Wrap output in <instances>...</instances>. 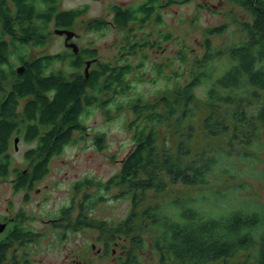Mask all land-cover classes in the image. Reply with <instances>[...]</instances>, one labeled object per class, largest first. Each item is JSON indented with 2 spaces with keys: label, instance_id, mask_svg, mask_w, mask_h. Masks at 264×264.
Masks as SVG:
<instances>
[{
  "label": "trees",
  "instance_id": "1",
  "mask_svg": "<svg viewBox=\"0 0 264 264\" xmlns=\"http://www.w3.org/2000/svg\"><path fill=\"white\" fill-rule=\"evenodd\" d=\"M187 1L114 4L112 23L127 33L116 60H97L87 76L81 59L96 57L95 49L78 54L69 64L71 73L54 67L66 54L30 58L28 52L29 45L48 44L52 21L68 29L85 9H61L58 0H1L0 170L12 162V138L19 137L34 143L24 157L38 162L35 172L42 174L74 133L85 135L83 116L90 106L111 114L109 106L115 104L118 112H132L127 128L133 146L117 173L97 182L101 190L85 193V202L90 210L113 187L129 197L131 210L111 227L86 216L87 226L128 241L118 264H144L149 248L156 255L150 264H264V204L224 207L221 202L233 187L219 201L223 192L214 186L219 170L234 173L237 159L258 157L263 147L264 0H228L231 9L224 12L198 4L231 18L203 28L201 53L190 56L182 48L173 57L153 60L149 51L172 39L170 31L158 28L165 24L164 9ZM89 26L103 31L110 25L97 19ZM227 33L230 40L216 41ZM14 55L26 65L22 74ZM147 81L164 82L152 98L138 89ZM95 141L104 147L105 134ZM231 176L228 181L236 177ZM84 184L89 189L96 181L83 180L77 190ZM173 188L181 191L169 194Z\"/></svg>",
  "mask_w": 264,
  "mask_h": 264
},
{
  "label": "rangeland",
  "instance_id": "2",
  "mask_svg": "<svg viewBox=\"0 0 264 264\" xmlns=\"http://www.w3.org/2000/svg\"><path fill=\"white\" fill-rule=\"evenodd\" d=\"M140 1L142 0H60L58 5L61 9H85L75 24L74 30L78 36L74 41L84 50H97L96 57L98 61L112 62L116 60L120 49V41L124 34L127 33L126 28L121 29L112 23L114 14L112 7L114 4L127 5ZM200 3L206 8L211 7L215 11L224 12L231 9V3L228 0H190L166 7L163 11L165 24L158 26V28L170 31L172 39L169 42L163 43V49L149 51L150 58L157 61L165 60V57H173L182 48L189 50L190 56L201 53L203 49V28L230 20L229 14L226 17L222 13H214L206 8L200 9L197 7ZM198 12L199 15H197ZM237 13L245 19H250L249 14L247 15L240 10H237ZM97 19L109 22V28L103 31L91 28L89 24ZM48 33L49 41L47 45L28 46L30 58L33 54L35 56L42 55L43 53L66 54V45L73 48L72 44L75 43L70 41L75 35L70 39H67L65 35L61 36V34L56 32V26L53 23H50L48 26ZM228 33L220 36L216 41L230 40L227 37ZM138 34L142 36V31L138 32ZM86 58V56L83 58L82 73H84V69H87L88 66L87 64L85 65ZM12 61L15 65L21 63L16 55L12 57ZM177 65L179 64L176 61L174 66ZM54 67L62 68L69 73L74 71L68 61L57 60L54 62ZM163 84V81L155 83L147 81L140 83L138 89L140 92H144L147 98H152L154 93ZM115 107V104H110L111 114L105 112L98 105L88 108L83 116L84 125L87 128V130L85 129V135L81 134V132L74 133V140L65 147L64 151L52 157L49 161L50 171L37 183L36 189L32 192L33 199L39 201L43 197H46V205L53 206L56 214L61 206L70 204L72 198H76L78 204L80 199L82 200L83 197L85 199V193L93 194L95 191L101 190L98 188L97 182H105L117 173L121 166V160L133 146L132 132L127 128V122L133 115L128 109L121 113L116 111ZM202 110L205 109L202 107ZM99 133L105 134V146L102 148L95 141ZM260 133L263 136V147L257 153L258 157L252 156L251 159H237L241 162H237L238 165L232 174H228L223 169L215 174L214 186H220L223 192L221 193V197H219V201L225 198L226 188L233 187L227 193L229 195L228 198L221 202L224 207L228 205L227 202L234 207L238 205L247 206L254 202L264 204V129ZM12 139V147L10 148L11 163L27 166L30 163L25 159L24 155L28 149L34 146V143H28L23 138H20L18 148L16 149L15 137ZM231 175L236 177L228 181L227 178H233ZM13 177V174H10L6 177V180L0 178V193L5 189L7 197L17 195L18 198L24 192L12 193L10 180ZM88 178L96 181V184L92 188L88 189L85 184L82 185L80 190L74 187V185ZM175 191H181V189L173 188L169 194H173ZM104 193V200L98 202L97 205H93L90 210H87V208L86 210L90 218L98 222H105L108 227H111L110 224L118 223L128 214L131 210V202L129 197L120 196L118 188H110L104 191ZM115 196L118 198H115ZM151 196L154 197V195ZM75 211H77V208ZM82 233H70L67 240L61 243L55 241L54 238L52 241L54 242V246H50L51 248H48L44 243L40 244L33 254V260L36 261L35 264H61L67 253L75 254L80 250L83 251L84 246L88 250V254H86L87 264L91 262V264H118V256V259H113L112 256L106 259H90V257H95L93 255L96 254V250L92 251V244L95 243L99 247L98 239L110 235L107 231H102L98 227L87 226ZM47 241L48 239L46 243ZM120 241V247L116 250L118 254H124L122 245H128V241L125 238H122ZM154 256L156 257L149 248L145 251L143 263L150 264L151 258H154Z\"/></svg>",
  "mask_w": 264,
  "mask_h": 264
},
{
  "label": "flooded vegetation",
  "instance_id": "3",
  "mask_svg": "<svg viewBox=\"0 0 264 264\" xmlns=\"http://www.w3.org/2000/svg\"><path fill=\"white\" fill-rule=\"evenodd\" d=\"M58 1L60 2V0ZM81 16L82 14L79 17ZM51 23L56 24L55 21ZM76 23L77 20L66 30L76 32L74 30ZM56 29L60 28L56 27ZM64 35L65 37L67 36L65 33L61 34V36ZM77 36L78 34L75 33L70 42L78 46L77 42L74 41ZM66 46V61L69 64L77 59L76 56L78 54L84 51L80 46H78V51L68 47V45ZM71 53L75 54V57L71 56ZM60 55L63 56L64 54L60 53ZM96 61L97 57L86 58L85 65L89 62V69H91ZM20 65L25 64L20 63L17 67ZM83 65L84 63L81 59L80 67L82 68ZM84 72L86 74V68ZM38 164L36 162L21 166L10 163L8 168L4 167L0 170V178L4 180L7 179L8 175L13 174L14 177L10 180L12 193L24 192L18 198L17 195L7 197L5 189L0 193V264H35L36 261L33 260V254L40 244L44 243L48 248H51L50 246H54V242H52L54 238L55 241L61 243L67 240L70 233L83 234L82 232L87 227V210L85 209L86 202L84 197L78 201V204L76 202L77 199L72 198V202L61 206L56 214L53 206L46 205V197L39 201L33 199L32 192L36 189L37 183L50 171V164L47 163L45 171L42 174H36L35 170ZM74 187L76 188V185ZM76 208L77 211H75ZM109 234L107 237L98 239L99 247L95 243L92 244V251L96 250V254L93 255L95 257H90V259H106L110 256L116 259L117 256L124 255L123 253L118 254L116 250L120 247L122 238L117 232ZM86 254H88V250L84 246L83 251L80 250L75 254L67 253L61 264H87Z\"/></svg>",
  "mask_w": 264,
  "mask_h": 264
},
{
  "label": "water",
  "instance_id": "4",
  "mask_svg": "<svg viewBox=\"0 0 264 264\" xmlns=\"http://www.w3.org/2000/svg\"><path fill=\"white\" fill-rule=\"evenodd\" d=\"M56 32L59 33V34H66L67 35V39H70L71 37H73L75 35V32L74 31H70V30H66V29H56ZM73 48L75 51H78V46L76 44H72ZM87 69H86V75H88V71H89V67H90V63L88 62L87 64ZM26 65H20L17 67V72L18 74H22L26 71ZM18 142H19V137H16L15 138V146H16V149L18 148Z\"/></svg>",
  "mask_w": 264,
  "mask_h": 264
}]
</instances>
